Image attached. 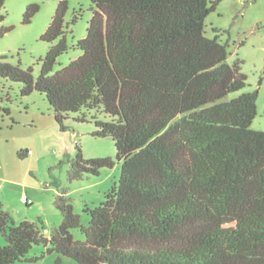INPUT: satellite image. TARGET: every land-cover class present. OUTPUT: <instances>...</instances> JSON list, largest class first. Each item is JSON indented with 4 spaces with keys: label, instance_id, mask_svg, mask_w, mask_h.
<instances>
[{
    "label": "trees",
    "instance_id": "obj_1",
    "mask_svg": "<svg viewBox=\"0 0 264 264\" xmlns=\"http://www.w3.org/2000/svg\"><path fill=\"white\" fill-rule=\"evenodd\" d=\"M221 1L91 0L87 35L75 45L81 55L55 71L71 47L61 0L41 36L50 47L37 77L32 66L0 59V77L21 82L24 96L45 94L61 130L71 112L103 115H93V134L111 136L123 162L105 200L85 207L87 225L65 192L55 201L63 221L50 236L41 219L16 223L0 203V264L24 260L37 244L78 264H264V131L251 128L258 93L225 99L247 76L241 59L228 62L227 43L205 33ZM39 10L29 4L24 22ZM12 29L2 26L0 38ZM114 163L85 158L77 145L69 176Z\"/></svg>",
    "mask_w": 264,
    "mask_h": 264
},
{
    "label": "rangeland",
    "instance_id": "obj_2",
    "mask_svg": "<svg viewBox=\"0 0 264 264\" xmlns=\"http://www.w3.org/2000/svg\"><path fill=\"white\" fill-rule=\"evenodd\" d=\"M61 0H6V19L0 24L13 29L0 38V59L5 56L22 67L32 66L34 75L40 74L41 64L50 43L41 39ZM38 3L40 10L30 22H24L26 8ZM91 0H68L66 13L69 50L59 56L55 71L81 55L76 43L86 37L92 17ZM78 18L73 22L74 16ZM217 29L218 31H215ZM205 33L209 37L219 35L227 43L228 62L242 60L241 69L247 76L246 86L230 93L232 99L244 92L257 91V116L252 129L264 131V0H222L217 9L206 18ZM22 83L0 77V203L16 223L23 220L44 223L43 233L50 236L54 227L63 221V215L55 204L56 197L65 192L81 216L83 224L90 221L85 207H95L105 200V194L121 174L122 161L117 158L115 141L111 136L100 137L93 115L105 118L94 110L83 108L71 112L61 130L55 122L53 110L45 94L34 91L21 94ZM8 108L10 113L4 111ZM87 114V121L76 118ZM77 145L85 158L112 157L114 165L103 167L99 174L84 173L71 179V159L76 156ZM31 150V154L19 155V151ZM26 195L30 202L23 199ZM76 240L84 241L80 228L72 230ZM6 243L0 232V245ZM58 253L46 252L44 244L34 245L25 259L16 264H78L64 257L57 262Z\"/></svg>",
    "mask_w": 264,
    "mask_h": 264
},
{
    "label": "built area",
    "instance_id": "obj_3",
    "mask_svg": "<svg viewBox=\"0 0 264 264\" xmlns=\"http://www.w3.org/2000/svg\"><path fill=\"white\" fill-rule=\"evenodd\" d=\"M32 151L31 150H28L27 151V154H31ZM23 199L26 201V202H30V200L28 199V197L26 195H23Z\"/></svg>",
    "mask_w": 264,
    "mask_h": 264
},
{
    "label": "crops",
    "instance_id": "obj_4",
    "mask_svg": "<svg viewBox=\"0 0 264 264\" xmlns=\"http://www.w3.org/2000/svg\"><path fill=\"white\" fill-rule=\"evenodd\" d=\"M28 151V150H27Z\"/></svg>",
    "mask_w": 264,
    "mask_h": 264
}]
</instances>
